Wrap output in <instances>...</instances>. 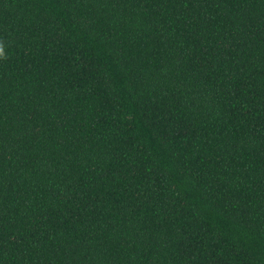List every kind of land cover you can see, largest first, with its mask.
Returning a JSON list of instances; mask_svg holds the SVG:
<instances>
[{"label": "trees", "instance_id": "trees-1", "mask_svg": "<svg viewBox=\"0 0 264 264\" xmlns=\"http://www.w3.org/2000/svg\"><path fill=\"white\" fill-rule=\"evenodd\" d=\"M0 264H264V0H0Z\"/></svg>", "mask_w": 264, "mask_h": 264}]
</instances>
